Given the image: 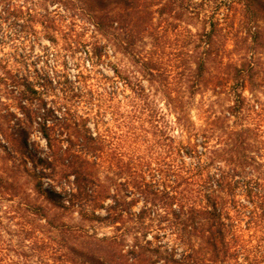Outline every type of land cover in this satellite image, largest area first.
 I'll return each instance as SVG.
<instances>
[{
  "label": "trees",
  "instance_id": "16d2710c",
  "mask_svg": "<svg viewBox=\"0 0 264 264\" xmlns=\"http://www.w3.org/2000/svg\"><path fill=\"white\" fill-rule=\"evenodd\" d=\"M47 1L9 5L16 39L58 47L61 35L70 41L59 47L84 49L92 67L58 87L45 78L46 92L4 76L24 117L7 110L0 138L11 162L0 187L18 197L32 185L26 208L50 239L46 264H264V128L243 95L256 68L230 59L216 11L202 16L194 0ZM240 1L264 11V0Z\"/></svg>",
  "mask_w": 264,
  "mask_h": 264
},
{
  "label": "rangeland",
  "instance_id": "374dc122",
  "mask_svg": "<svg viewBox=\"0 0 264 264\" xmlns=\"http://www.w3.org/2000/svg\"><path fill=\"white\" fill-rule=\"evenodd\" d=\"M22 1L24 0H0V138L1 132L7 130L9 125L5 116L7 110L15 112L19 118L24 117L19 108L18 89H10L11 83L4 76L23 77L46 92L41 87V84L46 83L45 78L53 81L51 86L58 87L57 81H64L65 75L74 80L79 70L92 67V60L84 49H77L76 52L63 49L68 46L67 43L70 40H64L61 35H58V47L45 37H41L35 44L32 42L22 44L19 39H16L14 35L16 26L11 24L13 11L7 9L11 3L18 4ZM214 1H208L201 5V0H194L196 4H199L202 16L212 15L215 10L216 18H219L224 27L228 28L230 59L239 63L243 58L242 62H246L248 66L254 65L256 68L246 72L250 76L247 75L249 81L243 90V95L246 107L261 111L262 115L258 119L264 128V11L249 10L243 6L240 0H228L232 2L230 9L223 3L221 8L216 10ZM50 2L51 0L46 3L50 8L60 6ZM156 8L157 6H153V9ZM68 20L70 21V19ZM190 26L194 32L200 28L197 23H191ZM255 29L256 34L254 35ZM76 30L77 33H83L81 34L82 38L86 40H92L95 35L91 31L92 28L85 33L80 31L79 26ZM73 37L80 40L77 35ZM72 41H74L73 38ZM119 58H121L120 54L113 60L116 61ZM108 64L109 60L105 59L99 67L101 70L109 71ZM3 66L6 68L4 69ZM7 71L9 72L5 74ZM56 89L59 91L58 88ZM45 94L50 102L54 98V89L49 87ZM233 98L234 95L231 94L228 100L223 103L227 105ZM78 113L86 116L84 107H80ZM193 115L197 117L198 112L195 110ZM12 118L14 121L17 120L15 117ZM233 120L232 123H234ZM92 123L90 122L91 126H93ZM30 130L33 132L30 140L44 147L45 140L41 138L38 130L34 128ZM10 165V160L7 159L3 148L0 147V177H7ZM26 186L28 189H24L23 194L18 197L3 192L0 187V264H46L47 262L44 257L48 251L44 244L49 243L50 239L45 235L46 240L43 238L41 224L26 208V203H29L32 198L30 193L32 185Z\"/></svg>",
  "mask_w": 264,
  "mask_h": 264
}]
</instances>
